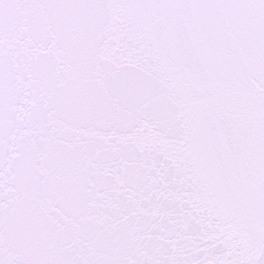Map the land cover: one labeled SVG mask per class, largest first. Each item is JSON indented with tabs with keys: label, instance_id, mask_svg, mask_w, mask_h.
<instances>
[{
	"label": "snow or ice",
	"instance_id": "obj_1",
	"mask_svg": "<svg viewBox=\"0 0 264 264\" xmlns=\"http://www.w3.org/2000/svg\"><path fill=\"white\" fill-rule=\"evenodd\" d=\"M0 264H264V0H0Z\"/></svg>",
	"mask_w": 264,
	"mask_h": 264
}]
</instances>
